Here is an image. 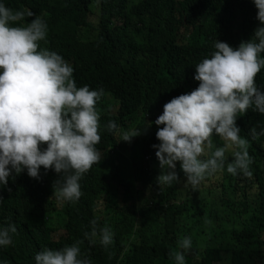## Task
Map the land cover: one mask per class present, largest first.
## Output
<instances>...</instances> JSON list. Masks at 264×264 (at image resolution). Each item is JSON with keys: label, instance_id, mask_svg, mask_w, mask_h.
I'll return each mask as SVG.
<instances>
[{"label": "trees", "instance_id": "16d2710c", "mask_svg": "<svg viewBox=\"0 0 264 264\" xmlns=\"http://www.w3.org/2000/svg\"><path fill=\"white\" fill-rule=\"evenodd\" d=\"M3 2L45 20L46 42L40 44L72 64L77 86L104 89L97 103L102 126L115 120L121 129L141 133L125 142L101 130L96 147L102 157L82 176V195L74 203L56 199L58 174L51 168L41 167L39 179L25 171L11 176L0 186V225L12 222L16 233L0 248V261L34 264L42 248L81 240L92 264H175V253L183 251L178 241L188 236L185 264H264V136L248 135L251 127L264 126V115L249 110L236 119L249 140L251 175L223 171L192 189L183 185L177 162L179 182L158 186L151 147L159 143L154 121L162 106L198 85L194 66L214 50L213 41L235 48L251 36L258 25L251 0ZM255 82L264 91V68ZM92 220L97 232L110 227V245L84 236Z\"/></svg>", "mask_w": 264, "mask_h": 264}, {"label": "clouds", "instance_id": "9594fccd", "mask_svg": "<svg viewBox=\"0 0 264 264\" xmlns=\"http://www.w3.org/2000/svg\"><path fill=\"white\" fill-rule=\"evenodd\" d=\"M251 2L258 21L251 36L235 48L214 40V50L194 66L192 78L198 85L172 97L155 119L159 143L151 147L158 161V186L179 182L177 162L183 185L192 189L223 171L251 175L249 140L236 124L238 114L249 110L264 115V91L255 82L264 68V0ZM25 17L33 18L25 22ZM47 31L41 16L23 6L14 10L0 0V186L21 171L39 179L41 167L51 168L58 174L52 184L56 199L74 203L82 195V176L102 157L96 147L101 130L125 142L141 130L121 129L115 120L101 125L97 103L104 89L77 86L72 64L39 46L46 42ZM248 135L253 140L264 136V126L251 127ZM229 149L231 160L226 156ZM90 223L91 231L84 236L90 242L98 236L102 245H110V227L99 226L97 232L96 221ZM15 233L14 223L0 225V248L12 244ZM81 243L44 247L35 253L34 264H92ZM178 246L183 251L175 253V264H185L191 238L183 237Z\"/></svg>", "mask_w": 264, "mask_h": 264}, {"label": "rangeland", "instance_id": "374dc122", "mask_svg": "<svg viewBox=\"0 0 264 264\" xmlns=\"http://www.w3.org/2000/svg\"><path fill=\"white\" fill-rule=\"evenodd\" d=\"M94 18H97V17H94ZM106 18H107L106 16H104V17L102 16L103 22H104V20L107 21L108 18H107V19H106ZM118 28H119V27H118ZM119 29H120V28H119ZM120 30H121V29H120ZM118 33H119V32H118ZM112 34H113L114 37L117 36L113 31H112ZM39 46H40V47H44L43 44H40ZM224 264H227V263H224Z\"/></svg>", "mask_w": 264, "mask_h": 264}]
</instances>
